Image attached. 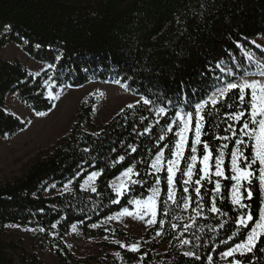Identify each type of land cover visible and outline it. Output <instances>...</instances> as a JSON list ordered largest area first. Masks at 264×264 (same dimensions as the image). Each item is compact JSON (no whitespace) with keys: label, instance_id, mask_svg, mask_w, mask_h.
I'll return each instance as SVG.
<instances>
[{"label":"trees","instance_id":"16d2710c","mask_svg":"<svg viewBox=\"0 0 264 264\" xmlns=\"http://www.w3.org/2000/svg\"><path fill=\"white\" fill-rule=\"evenodd\" d=\"M256 39L264 40V0H0V48L14 44L43 67L39 75H33L18 60L0 59V139L12 138L27 126L26 121L6 111L8 96L15 95L34 113L51 111L53 102L46 98L45 81L58 87L70 85L69 88H80L91 80L99 83L120 81V84L129 85V92L139 98H159L158 104L141 102L132 109L126 107L123 113L120 111L98 127L90 120L95 100L84 101L79 107L77 122L68 134L35 156L18 176L0 183V227L33 228L39 232L38 250H53L62 264L69 261L73 264H116L108 255L82 262L72 256L63 244L72 225H77L86 237H116L127 243L138 241L118 228H93L91 225L100 224L122 207L131 210L128 199L133 196L147 197L148 189L155 183V175L149 174L152 170L148 165L165 143L169 145L165 149L166 158L171 156L170 148L176 138L174 132H167L166 125L175 111L194 112L196 103L207 100L224 83L220 77L226 76L216 67L218 63L235 74H242L238 65L253 70L245 52L264 61V50L253 45ZM57 56L61 57L59 61ZM49 64L56 67L49 68ZM234 79L226 77L228 82ZM234 93L238 96V90ZM169 101L173 104L167 116L157 117L155 107L168 106ZM185 101H190L192 107H185ZM228 103L234 106L229 109ZM237 110L233 94H229L227 103L221 102L216 109L208 104L204 110L211 112V116L205 119L206 134L202 135V140L209 143L213 157L219 154L217 150L222 144L229 145L224 150L225 177L219 178L221 194L216 197L217 206L228 216L205 210L192 224L188 217L194 213L181 211L171 203V213L163 215L162 201L167 193L165 167L158 174L161 176L158 219L165 220L164 227L161 229L158 224L150 227L139 239L142 247L138 253L112 243H103V252L118 250L127 264H208L209 255L213 257V264H222L220 252L243 237L228 241V245L220 243L235 231L234 218L238 215L231 204L233 182L229 179L230 150L236 137L231 140L215 137L231 135L225 132L230 123L225 113ZM149 127L151 130L146 133L145 128ZM161 134L165 135L164 141L158 140ZM192 135H189L185 159L181 161V171L177 172L180 203L179 197L183 194L180 181L184 179L182 170L187 157L192 154ZM131 146L137 151L132 152ZM245 154L250 157L251 149H245ZM197 155L203 156L202 144L198 145ZM121 156L125 159L114 163ZM211 163L214 164V159ZM129 166H134L146 185L133 186L134 191L128 193L127 198L121 197L119 204H113L111 201L116 199V194L109 185ZM198 169L199 164L193 180L199 178ZM93 171L101 173L95 181L97 191L81 190V182ZM139 178L133 176V179ZM211 179L217 178L213 175ZM69 181L70 190L56 193L55 190ZM203 184L205 202L210 207L215 184ZM190 194L195 196L194 191ZM246 202L251 204L254 214L258 212V186L254 187L253 200ZM192 206H195L194 201ZM173 215L181 219L175 220ZM220 222H226L224 228L219 227ZM172 224L178 225L176 230L172 229ZM185 224H192L187 232L183 230ZM41 228L44 231H40ZM157 230L162 232L159 240L153 239ZM185 238L193 243L179 246L180 239ZM162 246L166 249L160 253ZM258 247H264V243ZM189 250L196 252L200 260L183 256V252ZM145 253L144 260L140 261ZM250 259L251 255L245 264ZM255 261L264 264V253H257ZM0 264L43 263L38 254L14 242L0 240Z\"/></svg>","mask_w":264,"mask_h":264},{"label":"snow or ice","instance_id":"6c2138e0","mask_svg":"<svg viewBox=\"0 0 264 264\" xmlns=\"http://www.w3.org/2000/svg\"><path fill=\"white\" fill-rule=\"evenodd\" d=\"M10 27V26H6ZM238 48H242V45L237 44ZM260 47V45H257ZM245 56L249 61V65L255 64V71H249L247 68L238 65L240 71L244 73L243 78L236 82H227L221 87L215 89V91L208 97L207 100H202L194 105L193 111L177 110L172 118L171 122L167 123L166 129L168 133H173L175 136L174 145L170 148L171 156L166 158L165 149L169 148V145L165 143L155 154L154 158L148 167L152 170L149 174L155 175V183L151 188L148 189L149 194L146 198L133 196L128 199V204L133 205V209L130 210L128 207H122L121 210L112 216L107 217L108 220H119L121 217H133L144 221L148 227L153 225H159L162 229L165 224L164 219H158V212L160 211V194H161V176L158 175L164 170L166 164V183L167 193L166 198L163 199V215L167 216L171 213L169 204L176 205L181 211L191 212L194 215H190L188 219L195 223L196 218L200 217L205 210L220 216H228V213L222 212L217 206L216 197L221 194V183L220 179L225 176L224 156L225 149L229 148L227 143L222 144L217 150L218 155L213 157L212 150L210 149L209 143L202 140V135L206 134L205 119L207 116H211V112L205 113V108L208 104H211L214 109L221 103H227L229 94H233L234 103L237 106V111L226 112L225 116L230 121L225 132H230V136L215 137L220 140H231L236 137L234 146L230 150V172L231 176L229 179L233 182L230 189V200L233 205V211L238 212V215L234 218L236 225L235 231H232L231 235L227 237V240H221L220 243L228 245V241H233L234 238L242 236L240 242L233 243L231 246L226 247V250L220 252L221 260L225 264H245L246 258L250 255L252 259L247 260V264H256L255 257L257 253H264V247H258L261 243H264V61L255 60L251 53L245 52ZM61 57L57 56L56 60L59 61ZM49 68H55V64H49ZM217 68L221 69V72H225L221 63L216 65ZM228 76H234L235 73L232 69H228L225 72ZM36 75H39L37 73ZM258 77V78H257ZM51 79V77L49 78ZM48 82L45 81V84ZM120 83V81H117ZM70 87V85H69ZM121 87L125 91L130 90V86L121 84ZM52 85H49V91L46 93V98L53 102L52 107H56L55 101L61 99V91H52ZM234 90H238V96L235 95ZM97 95L103 96L104 94L98 93ZM158 100H151L147 97L141 96L136 104L143 102L145 105L158 104ZM185 107H192L190 101H185ZM172 101L168 102V106H157L155 107V114L157 117L167 116ZM246 105V107H245ZM228 108L231 109L234 104L228 103ZM127 108L132 109L135 104L129 103ZM51 110V109H49ZM95 110V107L93 108ZM124 109H121L123 113ZM47 112L36 111L35 115L38 117L46 116ZM143 119V118H142ZM30 123V121H28ZM160 123L159 120L156 121ZM175 129V130H174ZM151 127L145 128V132H149ZM189 133H193L190 140V151L191 155L187 157L186 167L182 170V176L184 179L180 181L183 187V194L179 197L182 200L180 203L177 199V172L181 171V161L185 159V150L189 147ZM7 136V133L4 134ZM98 135V133L96 134ZM159 141L165 140V135L161 134L158 137ZM203 147V156L198 157V145ZM251 149L250 157L245 154V149ZM88 151V149H85ZM131 151L136 152L137 148L131 146ZM125 158L119 157L114 163H120ZM214 159V172L212 171L213 165L211 161ZM197 164H199L198 174L199 178L193 180V176L197 175ZM79 175V172L77 173ZM101 173L93 171L88 174L87 179L83 184L80 185L82 189L85 187L90 188L91 192H96L95 181ZM217 179L213 181L212 176ZM133 176L140 177L139 179H133ZM117 183L110 184L113 192L116 194V199L112 200L111 203L119 204L120 198H127V194L134 191L133 186L146 185V181L140 176V173L136 171L134 166L127 167L120 175L116 178ZM203 182L209 184L214 183L215 187L212 189V199L210 207L205 202V196L203 194ZM71 184V181H69ZM258 186L260 193V205L257 213H253L252 206L246 201H252L254 198V187ZM55 187V185H53ZM65 190L68 189V184L64 186ZM194 191L195 196L193 197L190 192ZM246 193V195H245ZM193 201L195 206L193 207ZM147 217V219H145ZM173 219L179 220L181 217L173 215ZM192 224H185L183 226L184 232H187ZM226 222H220L219 227L224 228ZM99 225L92 224L91 227L95 228ZM53 228L56 224L52 225ZM173 230H176L178 225H171ZM73 231H76V225H72ZM244 230L243 232L241 230ZM31 231V229H28ZM40 231H44L43 228ZM162 232L157 230L156 236H161ZM199 239V238H197ZM119 243L121 248H126L132 253H138L141 248L140 242L126 245ZM193 241L190 239H180L179 246H186L192 244ZM70 247V246H69ZM116 255H119L117 253ZM146 253L140 256V261L144 260ZM183 256L194 257L196 260H200V256L194 251H184ZM239 257V258H238ZM230 258V259H229ZM208 264H213V257L209 255L207 257Z\"/></svg>","mask_w":264,"mask_h":264},{"label":"rangeland","instance_id":"374dc122","mask_svg":"<svg viewBox=\"0 0 264 264\" xmlns=\"http://www.w3.org/2000/svg\"><path fill=\"white\" fill-rule=\"evenodd\" d=\"M252 42L255 46L260 45V48L264 50V40L256 39ZM0 59L7 61L18 60L33 75H36L43 70V67L41 65L30 59L18 46L14 44H7L4 47L0 48ZM254 59L258 60L256 58ZM223 68L225 69V72L228 70L227 67ZM252 68V71L256 70L254 63L252 64ZM225 72H223L224 76L228 78H235L233 82H236L239 79L243 78L244 75V73H242L235 74L234 76H228L225 74ZM226 77H220L221 81L224 82L221 86L228 82L226 81ZM49 85H52L51 90L54 92L61 91V88H63L61 97L64 96L66 99H68V101L70 100L72 103L71 104L69 102L72 105V110L69 112V115L62 123L58 124L57 126H53V124L54 119L58 116V112L61 109V99L59 101H55L56 107L47 112L48 114L46 116L38 117L32 110L22 104L15 97V95H10V97L8 96L6 98V111L12 113L20 120L24 122L26 121L27 126L23 131L17 133L12 138L0 139V183L18 176L22 172L26 164L33 160L35 156L50 149L57 143L59 139L68 134L72 125L77 122L76 119L80 110L79 107L87 99L92 98L96 102L92 107V113L90 116L91 123L95 127L104 124L110 118L118 114L122 108H126L129 103L136 104V101L139 100V97L131 94V92L129 91H125V89L121 87V84L117 82L109 81L106 83H99L91 80V82L80 88H69L67 86L58 87L55 84L48 82L46 84V93L50 90ZM101 92L104 94L103 96L97 95ZM94 107L95 110H93ZM28 121H30V123ZM84 129L87 131L89 130L87 126H85ZM212 171L214 172V164ZM86 179L87 177L81 182V184H83ZM115 183H117V180H114L110 184ZM64 186L60 189L55 190L56 193L62 194L71 189V185L69 183L67 190H65ZM81 190L91 191L88 187H85L84 189L81 188ZM133 207L134 206L132 205V209ZM145 219H147V217H145ZM98 225L99 226L95 228H118L128 235L136 237L139 242L140 237L150 228L144 223V221L128 216L121 217L119 220L105 219ZM28 229H31V231H29ZM38 233L39 232L35 231L33 228L4 226L0 227V240L14 242L15 245L19 244L27 251L38 254L39 259H41V262L43 264H62L54 256L53 250L49 248H46L44 251L38 250ZM159 237L160 236L155 235L153 239L159 240ZM117 242L124 243L126 245L136 243H127L122 239L108 236L86 237L83 235L81 229L76 225V231H73L71 227L70 232L63 241V244L66 250L80 262L85 261L88 258L100 257V255H108L116 262V264H127L122 259L123 256H121L118 250L110 249L104 252L102 251L101 246L103 243H112L113 245L121 248L119 246V243ZM121 249L128 251L126 248ZM165 249L166 246H162L159 252H164ZM117 253H119V255H116ZM221 261L222 264H225L223 260ZM68 264L73 263L72 261H69ZM88 264L95 263L90 262Z\"/></svg>","mask_w":264,"mask_h":264},{"label":"bare ground","instance_id":"6f19581e","mask_svg":"<svg viewBox=\"0 0 264 264\" xmlns=\"http://www.w3.org/2000/svg\"><path fill=\"white\" fill-rule=\"evenodd\" d=\"M62 97H61L62 101H61V107H60L61 109L60 110L58 109L59 110L58 116L54 119L53 126H57L58 124L62 123L69 115V112L72 110L71 101L70 100L68 101V99H66L64 96Z\"/></svg>","mask_w":264,"mask_h":264}]
</instances>
